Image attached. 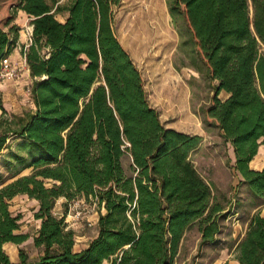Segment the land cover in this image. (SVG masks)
<instances>
[{
  "label": "trees",
  "instance_id": "obj_1",
  "mask_svg": "<svg viewBox=\"0 0 264 264\" xmlns=\"http://www.w3.org/2000/svg\"><path fill=\"white\" fill-rule=\"evenodd\" d=\"M192 64L213 96L200 109L204 126L231 145L233 170L264 205V166L249 163L264 148V0H165ZM120 0H0V62L15 48L19 11L30 18L31 42L20 47L32 79L34 111L4 119L0 96V153L11 181L0 187V264H173L185 232L197 224L201 245L215 244L227 208L189 160L202 137L165 128L150 106L141 75L115 36ZM251 7V13L249 8ZM65 15L64 21L56 15ZM220 93L226 98L220 100ZM14 138V146L9 139ZM130 158L126 173L122 160ZM25 170L28 175L19 176ZM25 195L37 202L33 236L41 249L31 261L6 244L19 216L9 202ZM94 199L97 234L75 251V233L53 209L77 198ZM239 264H264V216L248 220L234 249ZM225 264H228L227 262Z\"/></svg>",
  "mask_w": 264,
  "mask_h": 264
},
{
  "label": "rangeland",
  "instance_id": "obj_2",
  "mask_svg": "<svg viewBox=\"0 0 264 264\" xmlns=\"http://www.w3.org/2000/svg\"><path fill=\"white\" fill-rule=\"evenodd\" d=\"M58 5H67L69 0H56ZM51 3L52 0H47ZM251 13V7L249 8ZM114 33L137 67L144 85L147 100L159 115L165 128L202 137L200 146L189 155V160L199 175L211 187L212 195L228 211L221 222V233L215 244L201 245L197 224H193L184 234L178 254L173 264H221L231 251L235 239L240 236L244 225L264 205L255 199L233 170L234 155L229 143L223 141L221 132L211 126H204L200 120V109L207 106L213 96L209 82L195 71L192 55L186 48H180V39L167 11L165 0H120L114 10ZM65 15L57 14V20ZM14 24L18 28L15 48L10 54L9 75L0 77V96L6 111L4 119L24 117L34 111L30 90L32 79L20 47L31 42L30 18L20 11ZM224 100L226 95L220 93ZM14 138L9 146H14ZM0 153V187L11 181L13 171H8L5 159L9 153ZM129 157H124L122 165L130 173ZM264 166V151L260 148L249 163L252 170ZM25 170L19 176L28 175ZM64 199H59L53 209L57 217L64 216V223L75 233L74 250L84 248L97 232L98 213L104 210L94 199L77 198L65 208ZM14 216H19V229L16 233L28 235L21 245L6 244L8 254L22 249L33 261L41 254V249L33 246L32 238L39 229L40 222L33 215L37 210L34 200L25 195L14 197L9 202ZM103 264H108L104 261Z\"/></svg>",
  "mask_w": 264,
  "mask_h": 264
},
{
  "label": "crops",
  "instance_id": "obj_3",
  "mask_svg": "<svg viewBox=\"0 0 264 264\" xmlns=\"http://www.w3.org/2000/svg\"><path fill=\"white\" fill-rule=\"evenodd\" d=\"M21 12V11H20ZM21 13H23V12H21ZM24 14V13H23ZM26 15V14H25ZM65 18V17H64ZM64 18H63V20H60V22H63L64 21ZM14 51V50H13ZM10 54H12V52L10 53ZM263 151H264V148L263 147H260ZM259 148V149H260ZM36 202V201H35ZM36 204H37V202H36ZM259 213H260V215L261 216H264V209L262 210V211H258ZM97 221V220H96ZM247 223H248V220L246 221V223H245V225H244V229L242 230V232L240 233V236L237 238V239H235V243H234V245H233V247H232V249H231V251L226 255V257L222 260V263L221 264H225L226 262L228 263V264H239L236 260H235V254H234V249H235V245H236V243L238 242V240L243 236V234H244V231H245V229H246V226H247ZM97 224V223H96ZM97 226V225H96ZM97 233V232H96ZM87 246V245H86ZM85 246V247H86ZM84 247V248H85ZM84 248H82V249H84ZM82 249H80V250H82ZM80 250H78V251H80ZM7 253V252H6ZM8 254V253H7ZM8 256H9V258H10V260L12 261V262H18V253L16 254V253H14V252H12L11 254H8Z\"/></svg>",
  "mask_w": 264,
  "mask_h": 264
},
{
  "label": "built area",
  "instance_id": "obj_4",
  "mask_svg": "<svg viewBox=\"0 0 264 264\" xmlns=\"http://www.w3.org/2000/svg\"><path fill=\"white\" fill-rule=\"evenodd\" d=\"M9 71H10V60L9 57L3 58L0 62V77H2L4 74L7 76H11V74L9 75Z\"/></svg>",
  "mask_w": 264,
  "mask_h": 264
}]
</instances>
